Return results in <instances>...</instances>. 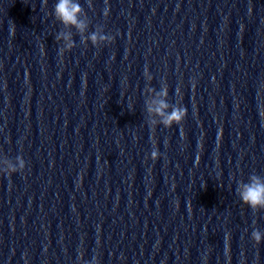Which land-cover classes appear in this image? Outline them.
I'll return each mask as SVG.
<instances>
[{
    "label": "clouds",
    "instance_id": "9594fccd",
    "mask_svg": "<svg viewBox=\"0 0 264 264\" xmlns=\"http://www.w3.org/2000/svg\"><path fill=\"white\" fill-rule=\"evenodd\" d=\"M44 3L46 4L47 0H44ZM89 7H91V0H89ZM84 13V9L81 7L78 0H57L53 15L62 25L75 28L78 33L82 34V42L85 40L87 42L90 41L93 46L98 47L106 42L110 43L114 40L113 36L104 34L103 28L99 25H97L96 29L86 37L83 36L89 28L86 19L82 18V14ZM103 15L105 17L109 15V9L107 7L103 10ZM55 40H63L65 42L63 47L59 49V54L61 56L74 47L71 32H59L55 36ZM144 76L148 79L152 78L147 67H145ZM157 95L163 97V99L146 102V111L150 116L159 117V119H147L148 125L150 127L162 125L164 128H171L173 125H181L186 117L187 110L182 105H170L168 103L166 99L168 96V86L166 83L162 86ZM160 155L158 148L153 145L150 158L155 161ZM16 160L17 163L15 164L0 166V172L10 176L12 173L23 171L25 168V160L21 156H17ZM237 192L242 203L247 205L253 212L264 210V177L256 174L251 175L247 183L244 182L238 186ZM251 239L256 244H261V242L264 241V232L258 228H254L251 232Z\"/></svg>",
    "mask_w": 264,
    "mask_h": 264
}]
</instances>
